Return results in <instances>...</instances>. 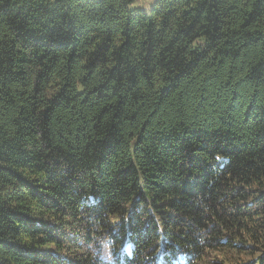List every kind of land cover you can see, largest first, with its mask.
Listing matches in <instances>:
<instances>
[{
    "label": "trees",
    "instance_id": "1",
    "mask_svg": "<svg viewBox=\"0 0 264 264\" xmlns=\"http://www.w3.org/2000/svg\"><path fill=\"white\" fill-rule=\"evenodd\" d=\"M135 1L0 0V264H264V0Z\"/></svg>",
    "mask_w": 264,
    "mask_h": 264
},
{
    "label": "rangeland",
    "instance_id": "2",
    "mask_svg": "<svg viewBox=\"0 0 264 264\" xmlns=\"http://www.w3.org/2000/svg\"><path fill=\"white\" fill-rule=\"evenodd\" d=\"M157 0H136L133 5L131 6L132 9L141 8L145 10H149L151 6L156 2Z\"/></svg>",
    "mask_w": 264,
    "mask_h": 264
},
{
    "label": "clouds",
    "instance_id": "3",
    "mask_svg": "<svg viewBox=\"0 0 264 264\" xmlns=\"http://www.w3.org/2000/svg\"><path fill=\"white\" fill-rule=\"evenodd\" d=\"M126 246H130V245H126Z\"/></svg>",
    "mask_w": 264,
    "mask_h": 264
}]
</instances>
